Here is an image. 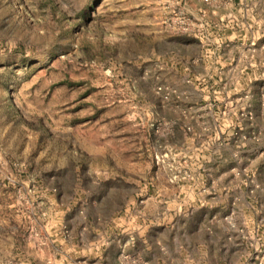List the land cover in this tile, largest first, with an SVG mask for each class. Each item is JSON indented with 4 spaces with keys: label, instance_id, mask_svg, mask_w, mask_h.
<instances>
[{
    "label": "rangeland",
    "instance_id": "obj_1",
    "mask_svg": "<svg viewBox=\"0 0 264 264\" xmlns=\"http://www.w3.org/2000/svg\"><path fill=\"white\" fill-rule=\"evenodd\" d=\"M156 242L264 264V0H0V264Z\"/></svg>",
    "mask_w": 264,
    "mask_h": 264
},
{
    "label": "crops",
    "instance_id": "obj_2",
    "mask_svg": "<svg viewBox=\"0 0 264 264\" xmlns=\"http://www.w3.org/2000/svg\"><path fill=\"white\" fill-rule=\"evenodd\" d=\"M157 244L158 242L149 243L143 250L148 264H166L167 261H173L172 264H182L179 257L185 258L190 264H210L213 258L212 246L206 242L193 244L191 249L189 246L177 247L173 252ZM191 251L196 252L191 253Z\"/></svg>",
    "mask_w": 264,
    "mask_h": 264
}]
</instances>
